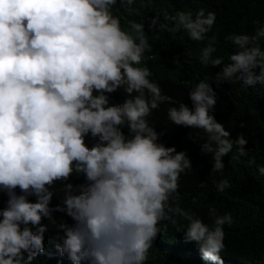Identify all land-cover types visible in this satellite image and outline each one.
Segmentation results:
<instances>
[{
	"label": "clouds",
	"instance_id": "obj_1",
	"mask_svg": "<svg viewBox=\"0 0 264 264\" xmlns=\"http://www.w3.org/2000/svg\"><path fill=\"white\" fill-rule=\"evenodd\" d=\"M116 4L0 0V264H33L39 256L56 257L50 264H163L159 225H178L176 217L187 222L178 225L181 242L198 264H224V225L233 218L210 208V228L179 207L180 176L192 169L191 160L160 142L148 120L161 104L175 102L150 79L145 61L155 57L147 55L152 46L144 23L129 20L123 28L112 12ZM165 19L173 23L156 16L149 29L207 41L199 62L220 67L218 85H264L260 21H253L254 34L225 37L236 49L225 63L214 56L217 36H208L214 11ZM119 90L124 99L113 103ZM188 97L192 108L180 102L167 116L178 127L203 130L201 151L212 155L211 171L223 172L222 158L234 147L232 159L247 156L243 134L231 139L212 114L217 100L210 83L199 81ZM258 172L264 176V166ZM74 174L83 182L72 183ZM230 186L228 179L216 184L219 192Z\"/></svg>",
	"mask_w": 264,
	"mask_h": 264
},
{
	"label": "trees",
	"instance_id": "obj_2",
	"mask_svg": "<svg viewBox=\"0 0 264 264\" xmlns=\"http://www.w3.org/2000/svg\"><path fill=\"white\" fill-rule=\"evenodd\" d=\"M200 8L216 13V24L208 36H217L214 56L223 57L225 63L236 50L230 41L225 40L226 36L234 32L254 34L257 25L253 21L264 25V0H135L131 6L117 0L112 12L120 18L123 28L128 27L129 20L144 23L152 46L147 55L155 57L145 61L153 73L150 79L159 84L162 94L171 96L175 102L161 104L148 120L162 134L160 142L175 146L177 151H186L191 160L192 169L180 176L179 207L194 213L210 228L215 226L210 208H215L218 215L230 213L233 222L224 225L225 248L220 253L224 264H264V176L258 172V167L264 166V85L247 89L238 82L225 81L218 85L215 77L220 67L206 68L199 62L206 40L195 42L185 32L157 34L149 29L156 16L159 17L158 23L171 25L173 22L166 20L165 14L170 17L178 11H192L195 15ZM261 46L264 49V40ZM201 80L210 83L216 92L217 103L212 112L216 121L230 131L231 139L235 140L242 133L247 140L244 146L247 156L232 159L236 155L234 147L228 156L222 158L225 163L222 173L211 171L213 157L201 151V145L207 139L203 130L178 127L167 116L168 108L178 107L180 102L193 107L188 93ZM123 99L122 90L111 94L113 103H121ZM253 159L255 163H249ZM223 179H228L231 186L219 192L216 184ZM71 182L82 183L83 178L74 174ZM202 184L206 187H201ZM2 196L0 194V198ZM53 198L59 199L56 194ZM171 203L175 206L176 201ZM176 219L178 225L187 223L181 217ZM178 225H173L170 220L159 225L164 243L161 247L163 264H198L190 248L181 242L183 229L178 230ZM56 259L54 256H39L33 264H50Z\"/></svg>",
	"mask_w": 264,
	"mask_h": 264
}]
</instances>
